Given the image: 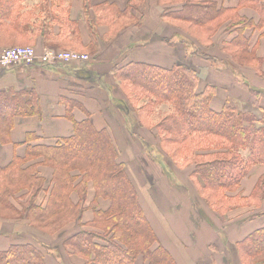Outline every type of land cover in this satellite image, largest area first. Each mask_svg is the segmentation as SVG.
I'll return each instance as SVG.
<instances>
[{
	"label": "crops",
	"instance_id": "1",
	"mask_svg": "<svg viewBox=\"0 0 264 264\" xmlns=\"http://www.w3.org/2000/svg\"><path fill=\"white\" fill-rule=\"evenodd\" d=\"M193 2L213 5L212 18L200 24L183 20L184 0H0V49L26 44L38 53L52 47L90 56L84 63L32 62L0 68V94L33 92L40 110L15 116L9 132L0 136V168L20 172L34 167L41 180L34 196L23 189L9 199L11 203H0L9 214H0V253L30 244L41 251L43 264H93L92 254L77 252L65 240L94 232L98 244H107L106 211L111 202L92 181L84 188L82 184L66 188L72 201L67 197V205L77 214L59 221L48 216L47 222L62 224L54 233L34 226L23 209L31 200L36 212L50 205L56 176L42 157L29 159L26 148L59 146L73 136L77 123L88 121L95 130L108 132L157 246L176 264H264L256 255L248 257L243 245L248 235L264 229V196L254 193L260 186L264 192V165L252 166L233 188H201L192 182L193 170L187 169H193L191 164L170 171L175 180L171 182L164 163L144 145L159 140L154 127L163 116L157 111L165 106L166 114L171 108L159 104L148 109L147 96L118 75V69L130 63L162 68L182 63L196 71L198 91L207 84L214 87L213 110L231 105L261 116L264 0ZM188 47L196 50L193 55ZM199 51L210 60L200 57ZM153 114L156 121L145 123ZM72 173L75 181L82 175ZM11 204L20 211L13 212ZM149 263L138 254L131 264Z\"/></svg>",
	"mask_w": 264,
	"mask_h": 264
},
{
	"label": "trees",
	"instance_id": "2",
	"mask_svg": "<svg viewBox=\"0 0 264 264\" xmlns=\"http://www.w3.org/2000/svg\"><path fill=\"white\" fill-rule=\"evenodd\" d=\"M184 3L181 16L185 21L200 24L214 14L213 5L193 4V0H184ZM197 54L210 60L200 51ZM118 75L137 93L147 96L148 109L152 110L159 104L170 106L171 110L154 127L159 138L157 143L174 144L171 148L173 154L179 146L188 149L184 160H189L186 165H193L192 173L201 188L212 191L222 187L233 188L252 166L264 165V112L257 116L231 105L223 106L220 111L213 110L210 99L214 87L207 84L198 91L196 71L182 63L171 68L130 63L118 69ZM39 113L37 97L33 92H19L13 96L0 94V136L9 132L15 116ZM157 143L151 145L153 149L159 148ZM148 147V151L153 152ZM26 154L29 159L42 157L43 162L54 168L56 173L50 205L40 212H36L32 200L28 203L30 205H24V212L34 226L53 233L57 231L62 224L47 222L48 216L59 221L67 214H77L67 205L66 188L79 184L84 188L88 181H92L99 194L111 202L106 211L109 216V221L105 222L107 244H98L93 239L94 232H83L72 236L75 238H67V245L79 253L92 254L93 264H131L138 254L148 258L149 264H176L157 246L125 164L118 160L117 150L106 130L97 131L88 121L80 122L76 124L73 136L64 139L59 146L30 145ZM171 160L175 161L173 157ZM74 170L82 174L78 181H75L77 175L72 173ZM0 171L5 174L0 175L1 204L11 203L9 199L23 189L32 190L34 196L35 188L41 184L34 167L32 170L21 169L20 172L14 167L0 168ZM254 193L264 196L261 186ZM12 211L20 210L14 207ZM97 233L100 235V232ZM243 245L248 257L256 255L264 260V229L248 235ZM0 264H43L42 253L30 244L11 246L0 253Z\"/></svg>",
	"mask_w": 264,
	"mask_h": 264
},
{
	"label": "built area",
	"instance_id": "3",
	"mask_svg": "<svg viewBox=\"0 0 264 264\" xmlns=\"http://www.w3.org/2000/svg\"><path fill=\"white\" fill-rule=\"evenodd\" d=\"M89 55L76 50L46 48L37 53L33 46H12L0 49V68H7L21 63L38 62L41 64H56L77 62L83 63Z\"/></svg>",
	"mask_w": 264,
	"mask_h": 264
},
{
	"label": "rangeland",
	"instance_id": "4",
	"mask_svg": "<svg viewBox=\"0 0 264 264\" xmlns=\"http://www.w3.org/2000/svg\"><path fill=\"white\" fill-rule=\"evenodd\" d=\"M13 47L14 46H26V44H16V45H12ZM12 46H7V47H12ZM5 48V47H4ZM68 50V49H67ZM188 51H189V55H193V52H195L196 50H194V48L192 47V48H189L188 47ZM203 53V52H202ZM202 57V56H201ZM208 60V59H207ZM137 97H140V95H137ZM162 108V107H161ZM153 110H154V108H153ZM155 111H156V109H155ZM166 111V109H165V106L162 108V109H159L158 111H157V114L158 115H161V116H164L163 114H164V112ZM162 112V113H161ZM155 114V113H154ZM154 114L151 116L152 117V120L149 118V120H147L146 118L144 119V121H145V123H147V124H149L150 125V123H152V122H154V121H156V120H154V119H156L155 117H154ZM0 118H2V115L0 114ZM156 143L157 142H155V144L154 143H145L144 145L145 146H150V149H153V146H151V145H156ZM150 144V145H149ZM158 144V149L157 148H154L153 149V152H149V153H152V155H154V156H156L157 157V161H160V162H162V163H164V166H165V168H167V170H168V176L170 177V179H171V182H175V180L173 179V177H172V174H170V171H174V169H175V167L176 166H179V167H184L185 165H186V163H188L187 161H189V160H187V159H185L184 160V158H186V153H187V151H188V149L187 148H183L182 146H179V149H178V151L176 152V154H173L172 153V146H175L174 144H165V143H157ZM160 147H162V149H164L166 152H168V154H165V153H163L162 152V150H161V148ZM171 157H173L174 159H175V161H172L171 160ZM165 163H167V164H170V165H172V167H174V168H169V167H167V165H165ZM190 165V164H189ZM187 169L188 170H193L192 169V167H190V166H187ZM192 182H196V180L194 179ZM202 193L204 192L206 195L208 194V191H201ZM214 194H217V192H214ZM217 196H219V195H217ZM233 205V204H232ZM6 206H4V205H0V214L1 215H4V214H6V216L7 215H9L8 213H7V210H6Z\"/></svg>",
	"mask_w": 264,
	"mask_h": 264
}]
</instances>
